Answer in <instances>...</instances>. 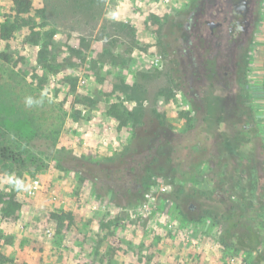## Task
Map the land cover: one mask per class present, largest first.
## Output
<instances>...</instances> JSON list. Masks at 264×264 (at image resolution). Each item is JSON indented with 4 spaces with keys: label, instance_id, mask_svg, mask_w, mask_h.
<instances>
[{
    "label": "rangeland",
    "instance_id": "obj_1",
    "mask_svg": "<svg viewBox=\"0 0 264 264\" xmlns=\"http://www.w3.org/2000/svg\"><path fill=\"white\" fill-rule=\"evenodd\" d=\"M32 2L21 15L12 0H0V24H16L9 40L0 38V50L13 54L12 63L0 61V137L27 158L0 160V264H255L264 240L255 236L251 253L225 250L228 224L187 221L169 197L170 177L151 183L134 205L133 193L74 167L118 156L152 122L167 123L157 130L163 139L190 122H216V97L234 92L217 83L203 91L196 82L187 28L201 0ZM257 10L247 80L264 141V0ZM50 30L55 40L42 54ZM234 101L239 122L244 103Z\"/></svg>",
    "mask_w": 264,
    "mask_h": 264
},
{
    "label": "trees",
    "instance_id": "obj_2",
    "mask_svg": "<svg viewBox=\"0 0 264 264\" xmlns=\"http://www.w3.org/2000/svg\"><path fill=\"white\" fill-rule=\"evenodd\" d=\"M12 1L19 14L32 11V0ZM15 32L14 22L7 20L0 24L1 39L9 40ZM45 35L47 40L42 54L49 51L56 34L50 30ZM0 61L12 63L13 54L0 50ZM248 64L249 58L247 68ZM236 91L237 98H242L244 103L239 122H235L231 112L233 101L225 102V98L216 97L220 104L216 122H199L198 125L190 122L185 131L169 133L164 139L159 137L157 130L166 128L167 123L152 122L150 129L146 128L147 134L136 131L118 156L95 164L84 160L74 167L93 182L101 179L106 184L117 185L116 191L133 193L134 205L145 200L151 183L163 176L170 177L173 187L169 197L187 221L209 220L215 225L227 223L228 228L220 236L223 248L235 254L251 253L256 247L254 237L264 240V175L260 172L264 158L258 156L260 150H264V141H261L250 104L247 75ZM110 113L120 118L121 124L128 123L114 108ZM26 159L0 137L1 161L23 165ZM13 204L18 206L14 201L3 208L5 216L14 211ZM263 261L264 253L255 264H263ZM9 264L20 263L10 260Z\"/></svg>",
    "mask_w": 264,
    "mask_h": 264
},
{
    "label": "flooded vegetation",
    "instance_id": "obj_3",
    "mask_svg": "<svg viewBox=\"0 0 264 264\" xmlns=\"http://www.w3.org/2000/svg\"><path fill=\"white\" fill-rule=\"evenodd\" d=\"M259 1L201 0L187 28L188 41L193 45L196 82L201 81L203 91L211 90L212 83L232 90L234 97L217 96L225 98V102L229 99L235 102L236 90L248 74L247 61L259 17Z\"/></svg>",
    "mask_w": 264,
    "mask_h": 264
},
{
    "label": "clouds",
    "instance_id": "obj_4",
    "mask_svg": "<svg viewBox=\"0 0 264 264\" xmlns=\"http://www.w3.org/2000/svg\"><path fill=\"white\" fill-rule=\"evenodd\" d=\"M10 182L14 185V187L17 190L24 189V184L22 181L16 179V180H11Z\"/></svg>",
    "mask_w": 264,
    "mask_h": 264
},
{
    "label": "crops",
    "instance_id": "obj_5",
    "mask_svg": "<svg viewBox=\"0 0 264 264\" xmlns=\"http://www.w3.org/2000/svg\"><path fill=\"white\" fill-rule=\"evenodd\" d=\"M263 77H264V71H263L262 77L258 80V82L260 83V88H261V91H262V95L264 96V92H263Z\"/></svg>",
    "mask_w": 264,
    "mask_h": 264
},
{
    "label": "built area",
    "instance_id": "obj_6",
    "mask_svg": "<svg viewBox=\"0 0 264 264\" xmlns=\"http://www.w3.org/2000/svg\"><path fill=\"white\" fill-rule=\"evenodd\" d=\"M233 260H234V258H233Z\"/></svg>",
    "mask_w": 264,
    "mask_h": 264
}]
</instances>
